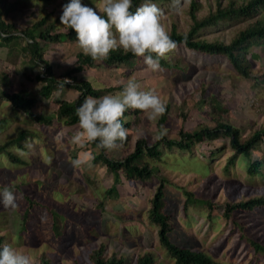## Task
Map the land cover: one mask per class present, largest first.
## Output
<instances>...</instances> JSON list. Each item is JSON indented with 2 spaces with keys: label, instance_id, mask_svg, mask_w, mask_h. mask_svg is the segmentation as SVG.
Returning <instances> with one entry per match:
<instances>
[{
  "label": "rangeland",
  "instance_id": "rangeland-1",
  "mask_svg": "<svg viewBox=\"0 0 264 264\" xmlns=\"http://www.w3.org/2000/svg\"><path fill=\"white\" fill-rule=\"evenodd\" d=\"M41 1L44 3L38 6L47 8L44 11H52V18H56L54 23L66 30L60 23V16L63 5L70 0ZM191 1L188 0L180 14L169 12L171 0L152 2L166 12L164 23L168 32L172 28L186 32L193 23ZM196 1L201 4L197 16L202 17L215 10L218 1L227 4L229 0ZM81 3L96 8L99 13L103 12V0H81ZM18 5L23 7V2ZM9 7L12 4L9 3ZM17 13L22 23L27 24L31 21L30 14L33 13L32 18L38 15L35 11L24 15L19 11ZM261 16L259 12L253 16L221 20L202 28L197 34L207 40L229 42L241 29ZM26 44L27 39L16 37L3 44L5 47L0 46V75L2 71L9 73L7 90L4 91L12 93L26 88L39 96L36 79L39 67L24 49ZM41 46L57 74L73 67L77 52L82 51L76 39L65 37L56 44L41 41ZM172 56L184 57L193 64L184 72L169 68L151 71L144 64L143 57H139L119 66H86L79 75L90 80L97 88L115 87L110 94L122 91L123 85L132 77L142 84L144 90H155L170 105L167 127L171 135H175L181 127L193 129L201 123L213 122V113L207 103L212 97L219 99L226 110L224 120L239 127L243 137L264 127V39L250 42L241 54L251 65L252 78L238 74L224 55H207L178 46L166 58ZM59 93V96L54 94L49 99H39L34 113L38 115L43 110L54 114L57 99L61 97ZM62 95L73 100L79 91L66 88ZM9 104V100L0 96V143L16 137L23 128H31L36 133L35 136L24 137L25 142L31 143V149L13 146L19 154L21 151L27 153L20 154L25 163L16 164L0 156V190L8 186L23 197L15 210L0 205V234L4 236V245H11L37 263L40 256L46 254L51 264H93L91 252L104 245V255L122 256L123 264H135L138 255L147 251L153 252L156 260L162 264H175L160 243L159 226L149 217L150 199L159 183L158 176L140 181L126 179L121 174L116 184L118 194L108 195L107 190L115 183L111 171L93 160L92 167L85 164L76 168L71 164L74 157L82 159L86 153L94 154L88 142L84 147L71 142L78 125L68 126L63 121L54 125L30 121L23 112L14 113ZM183 105L187 111L186 117L181 114ZM156 129L157 120H149L142 112L128 143L118 150L106 151V154L111 158L126 155L133 150L135 140L140 136H146L155 143L158 138ZM233 151L228 137L195 145L193 152L197 157L196 162L208 164V172L200 170L197 163L194 165L183 161L188 156L178 151L165 152L161 160L149 156L144 159L157 163L159 173L167 174L173 182L167 186V202L178 241L207 252L219 264H264V256L255 253L246 239L252 236L264 242V207L239 214L238 220L247 227L246 238L241 236L240 222L223 216L221 212L226 202L264 194V175L249 174L248 157L239 154L233 164L227 163ZM253 155L264 157V144H259ZM262 168L264 171V166ZM185 189L220 204V211L215 210V216L211 217L201 204L190 205L187 211L184 210ZM31 201L33 203L30 204ZM27 209L29 216L26 221Z\"/></svg>",
  "mask_w": 264,
  "mask_h": 264
},
{
  "label": "trees",
  "instance_id": "trees-1",
  "mask_svg": "<svg viewBox=\"0 0 264 264\" xmlns=\"http://www.w3.org/2000/svg\"><path fill=\"white\" fill-rule=\"evenodd\" d=\"M155 2H162L164 0H152ZM144 0H132V9L135 11ZM4 0H0V39L6 44L14 40L16 37H23L27 39V44L24 49L27 50L32 58L36 61L39 71L36 75L38 83L39 96L32 94L26 88L9 93L5 87L9 79V73L2 71L0 96L10 101L9 107L14 113L23 112L30 121H36L41 124L54 125L63 121L65 125H78L79 120L76 115V108L83 103L86 96L100 98L104 95H109L115 88L109 87H95L92 82L79 75L86 66H119L126 64L134 59L139 58L133 54L125 53L123 49H118L110 52L109 58L100 62L94 61L90 56H85L82 51L77 52L76 61L73 67L67 69L62 74H57L54 70L53 64L45 57L42 51L41 41H46L50 44L61 43L63 38L76 39L74 30H64L57 26L52 18V11L41 18L35 20L30 25L20 27L14 21H7L4 17ZM201 4L196 0L191 1L190 16L193 20L191 27L186 31H178L172 28L168 33L170 37L177 43L178 46H186L194 51L207 55H224L226 56L233 68L243 77L252 78L251 65L246 61V58L241 56L242 51L252 41L264 39V0H229L227 4H222L218 1L216 9L209 11L205 16L198 17L197 11ZM262 13L260 19L249 24L244 29H241L229 42L224 40H207L198 36V32L205 27L212 26L219 23L221 20L229 21L240 17L253 16L255 13ZM103 15L104 13L101 12ZM160 68H169L171 70H180L182 72L190 69L193 62L184 57L172 56L164 58L160 62ZM64 80L71 81L64 85ZM61 85H64L61 91ZM66 88H74L79 91V95L73 100H68L63 97V92ZM61 92V97L57 99V108L54 114L41 110L38 115L34 113V107L38 100L42 98H51L57 92ZM3 94V95H2ZM5 95V96H4ZM208 105L213 113V118L210 123H201L193 129L179 128L175 135L170 134V129L167 127L170 118V105H167L165 114L157 120L158 138L155 143L150 142L146 136H140L135 140V145L132 151L118 158H111L106 154L107 150L96 148L95 142H90L92 152L95 159L93 162L101 163L109 171L114 174L115 183L107 190L108 195L118 194L117 183L120 180L121 174L129 180L145 181L154 176L159 177V183L155 188V192L150 199L149 217L151 221L159 226L158 235L159 240L165 251L174 259L175 264H219L217 259L207 252L199 249H194L175 238L174 227L171 223V214L168 210L167 202V186L173 184L171 178L164 173H159V165L151 160L144 159L149 156L154 160L163 159L164 153L180 152L186 154L189 161L197 163V167L203 172L209 171V165H203L197 161L194 156L193 147L206 140H213L215 138L228 137L230 145L234 149L228 158L229 164H233L237 157L244 155L248 157L247 171L250 175H264V157H255L254 151L258 149L259 144H264V127H260L253 133L246 137L242 136L241 129L234 124L224 120V107L219 99L212 97L208 100ZM185 104V102H184ZM185 106H181V114L186 117ZM142 111L136 109H128L125 111L121 122L129 130V135L124 144H127L133 135L137 124L140 121ZM163 129H167V133L160 136ZM35 131L31 128L21 129L16 137L7 139L0 143V156H5L11 162L16 164H23L24 159L21 155L13 149L16 145L20 148H25V136H35ZM224 146V145H223ZM76 156V155H74ZM185 156V155H184ZM76 159V157H74ZM184 165H186V163ZM196 165V164H194ZM93 181V179H92ZM186 198L184 200V210L187 211L190 205L201 204L208 210L211 217L215 216V210L220 204H215L210 198L202 197L192 190L185 189ZM28 198V196H27ZM40 202V201H39ZM33 203L32 201L30 204ZM103 206V202L100 203ZM225 208L221 210L225 217L234 218L235 222L238 220L239 214L248 213L258 207H264V194L259 196L241 199L235 202H226ZM29 216V210H26L25 220ZM240 226L241 236L246 238L247 227L242 223ZM242 225V226H241ZM255 253L264 256V242L248 236L246 238ZM4 246V236L0 234V248ZM104 245L94 249L91 254L93 264H123L124 257H118L113 254L110 257L104 255ZM32 264H51V259L48 255L42 254L39 262H32ZM135 264H162L157 261L153 252L147 251L138 255Z\"/></svg>",
  "mask_w": 264,
  "mask_h": 264
},
{
  "label": "clouds",
  "instance_id": "clouds-1",
  "mask_svg": "<svg viewBox=\"0 0 264 264\" xmlns=\"http://www.w3.org/2000/svg\"><path fill=\"white\" fill-rule=\"evenodd\" d=\"M187 3L188 0H171L169 12L180 14ZM132 6V0H103L102 15L96 8L83 5L81 0H70L63 5L60 23L66 30L75 31L83 54L94 61L107 60L110 52L123 49L125 53L143 57L148 69L158 71L161 60L177 48L165 27L167 14L152 0H144L134 12ZM67 83L71 81L64 80V85ZM64 85H61V91ZM128 109L141 110L149 120H158L165 114L167 105L155 90H144L135 77L129 78L122 91L100 98H84L76 108L78 130L71 142L80 147L86 142H95L97 149L109 152L122 148L129 130L121 120ZM166 133L167 129H163L160 136ZM25 148L31 149V143L26 141ZM20 154L27 153L21 151ZM94 159L93 155L86 153L82 159H73L71 164L76 168L85 164L92 167ZM22 198V194L8 186L0 190V205L5 209H17ZM0 264H32V259L5 244L0 248Z\"/></svg>",
  "mask_w": 264,
  "mask_h": 264
},
{
  "label": "crops",
  "instance_id": "crops-1",
  "mask_svg": "<svg viewBox=\"0 0 264 264\" xmlns=\"http://www.w3.org/2000/svg\"><path fill=\"white\" fill-rule=\"evenodd\" d=\"M20 2H23V7L21 5H18ZM43 1L38 0V1H33V0H4V4H3V8H4V17L6 18L7 21H14L17 25H19L20 27H25L30 25L32 22H34L35 20L41 18L43 15H46L48 13H50V10H46L47 8H41L38 5L42 4ZM9 3L12 4V7H9ZM44 3V2H43ZM25 4H27L26 6L29 5V7L26 8ZM49 4V3H48ZM47 6V5H46ZM38 10H37V8ZM19 11L20 14L24 15L27 13H32V11L37 12L36 14H38L36 17H33V13L29 15V19H31V21L29 22V24L27 23H22V21L20 20L19 14L17 13ZM34 19V20H32ZM56 19V18H55ZM17 38H23V37H17ZM26 39V38H25ZM3 44H5L2 39H0V46H3Z\"/></svg>",
  "mask_w": 264,
  "mask_h": 264
}]
</instances>
